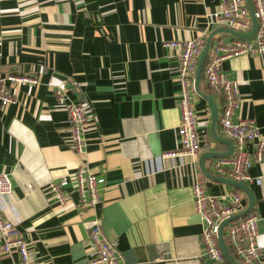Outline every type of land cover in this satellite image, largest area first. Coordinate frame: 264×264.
Here are the masks:
<instances>
[{
  "label": "crops",
  "instance_id": "crops-1",
  "mask_svg": "<svg viewBox=\"0 0 264 264\" xmlns=\"http://www.w3.org/2000/svg\"><path fill=\"white\" fill-rule=\"evenodd\" d=\"M219 7L220 0H0V79H36L5 80L15 102H0V172L11 174L13 187L0 197V208L23 235L33 264H88L95 220L115 243L120 264H232L203 255L202 220L193 204L194 183L222 203L229 191L242 196L245 209L250 200L213 168L214 160L232 154L234 141L220 132L223 98L201 73L197 85L193 79L201 148L194 157L161 156L178 147L180 118L178 50L164 42L201 36L205 46L210 37L208 52L229 42L236 35L212 23ZM222 71L238 81L242 100L234 117L253 121L264 139V50L227 58ZM57 87L67 101L92 107L81 152L69 145L67 107L57 103ZM228 142V155L212 154L228 153ZM81 165L103 180L94 209H79L74 192L61 205L43 185ZM249 173L260 180L242 183L253 197L264 256V157ZM0 264H10L1 240Z\"/></svg>",
  "mask_w": 264,
  "mask_h": 264
},
{
  "label": "built area",
  "instance_id": "built-area-1",
  "mask_svg": "<svg viewBox=\"0 0 264 264\" xmlns=\"http://www.w3.org/2000/svg\"><path fill=\"white\" fill-rule=\"evenodd\" d=\"M257 21L256 29L249 38L235 36L229 42H217L207 51L201 74L208 86L223 98V107L219 115L220 132L234 141L231 155L219 157L213 162V168L219 175H225L237 182H256L260 180L249 173L253 162L264 157V139L253 121L237 119L234 111L241 105L238 81L229 79L222 71V62L230 57L264 50V0H250ZM212 23L227 27L237 33L248 34L252 30V16L246 0H220L219 9L213 14ZM255 46H254V44ZM164 45L178 50L177 81L180 91L178 107L180 112L177 125L178 147L164 151L161 156L194 157L201 148L200 135L196 130L197 117L193 107V79L203 51V38L165 41ZM5 80L13 85L22 82L36 83L34 77L27 75H8L0 79L1 106L15 102L3 87ZM58 104L67 107V131L69 145L77 152L83 151L87 124L92 116V107L86 101H67L62 87L54 90ZM103 180L99 175L81 165L58 179H49L43 185L51 197L59 204H65L74 192L77 195L76 206L81 209H94L100 199ZM12 182L7 172H0V197L8 198L12 193ZM28 184L27 189H33ZM193 204L202 220L200 241L203 255L214 262L224 259L219 245L218 231L222 221L242 212L245 205L242 196L236 191L228 192V202L222 203L221 197L209 194L199 184L192 185ZM259 217L254 211L226 222L221 229L225 246L241 264H264V256L257 244ZM89 240L93 257L88 264H120L121 255L113 241L108 240L97 220L89 231ZM1 250L9 257L10 264H33L31 253L23 235L7 219L0 208Z\"/></svg>",
  "mask_w": 264,
  "mask_h": 264
},
{
  "label": "water",
  "instance_id": "water-1",
  "mask_svg": "<svg viewBox=\"0 0 264 264\" xmlns=\"http://www.w3.org/2000/svg\"><path fill=\"white\" fill-rule=\"evenodd\" d=\"M246 1H247L248 6H249V9H250V13H251V16H252V22H253L251 33H250L249 35H244V34H241V33H237V32H235V31H233V30H231V29L225 28L226 30H229L231 33H233L234 35H236V36H238V37H242V38H243V37H251V36L253 35V33L255 32L256 25H257V21H256V18H255V16H254V12H253V8H252V5H251V2H250V0H246ZM209 41H210V37H209V39H207V41H206V43H205L204 49H203V51H202V53H201V56H200V59H199L198 65H197V69H196V72H195V85H197V82H198V79H199V76H200V73H201L202 66H203V64H204V62H205V59H206V56H207V51H208V47H209ZM253 44H254V42H253ZM254 46H255V44H254ZM215 117H216V112H215ZM228 144H229V150H230L228 153H212V154L220 155V156H221V155H222V156H223V155H228V154L232 151V149H233V144H232V142H228ZM228 182L231 183V184H233V185H235V186H237V187L242 188L243 190H245V191L248 193V195H249V199H250V200H249L248 207H247L245 210H243L242 212H240V213H238V214H235V215H233V216H231V217L225 219L224 221H222L221 224H220V227H219V231H218L219 245H220V247H221V250H222V253H223L224 257H225L230 263H232V264H237V263L231 258L230 254L228 253V250H227V248H226V246H225L224 240H223V238H222V236H221V229H222L223 225H224L226 222H228V221H230V220H232V219H236V218H238V217H242V216H244L247 212H249L250 209H251V207H252V205H253V197H252V194L250 193L249 189H248L243 183H240V182H237V181H233V180H228ZM150 248H151V250H153L154 247L151 246ZM159 248H160V250H161L162 252H166V253L163 254V257H164V258H169V257H170V254L167 253V252H168V245H167V243H161V244L159 245ZM156 256H157V255H152V256H151V259L155 258Z\"/></svg>",
  "mask_w": 264,
  "mask_h": 264
},
{
  "label": "rangeland",
  "instance_id": "rangeland-1",
  "mask_svg": "<svg viewBox=\"0 0 264 264\" xmlns=\"http://www.w3.org/2000/svg\"><path fill=\"white\" fill-rule=\"evenodd\" d=\"M10 177H11V174H10ZM12 180V179H11Z\"/></svg>",
  "mask_w": 264,
  "mask_h": 264
}]
</instances>
